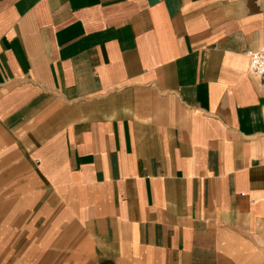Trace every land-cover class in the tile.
<instances>
[{
    "label": "crops",
    "instance_id": "crops-1",
    "mask_svg": "<svg viewBox=\"0 0 264 264\" xmlns=\"http://www.w3.org/2000/svg\"><path fill=\"white\" fill-rule=\"evenodd\" d=\"M264 0H0V264H264Z\"/></svg>",
    "mask_w": 264,
    "mask_h": 264
},
{
    "label": "built area",
    "instance_id": "built-area-1",
    "mask_svg": "<svg viewBox=\"0 0 264 264\" xmlns=\"http://www.w3.org/2000/svg\"><path fill=\"white\" fill-rule=\"evenodd\" d=\"M249 66L252 73L261 76L264 74V45L257 49L247 50Z\"/></svg>",
    "mask_w": 264,
    "mask_h": 264
},
{
    "label": "rangeland",
    "instance_id": "rangeland-1",
    "mask_svg": "<svg viewBox=\"0 0 264 264\" xmlns=\"http://www.w3.org/2000/svg\"><path fill=\"white\" fill-rule=\"evenodd\" d=\"M8 264H15V262H13V263H8Z\"/></svg>",
    "mask_w": 264,
    "mask_h": 264
}]
</instances>
